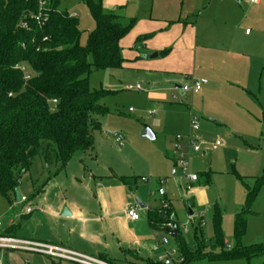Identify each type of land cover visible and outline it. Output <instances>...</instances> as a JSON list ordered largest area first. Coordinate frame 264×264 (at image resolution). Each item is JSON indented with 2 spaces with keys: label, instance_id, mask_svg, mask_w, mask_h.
<instances>
[{
  "label": "rangeland",
  "instance_id": "rangeland-1",
  "mask_svg": "<svg viewBox=\"0 0 264 264\" xmlns=\"http://www.w3.org/2000/svg\"><path fill=\"white\" fill-rule=\"evenodd\" d=\"M139 4H141L139 0H129L127 11L131 15L139 12L140 8L137 6ZM103 5L105 13L122 16V11L120 9L115 11L116 8L110 6L108 0H103ZM58 9L78 17L82 31L80 43L86 46L89 34L95 29V21L87 6L82 0H60ZM198 9L196 15L205 14L204 16L210 19H220L222 14L229 16V29L232 33L235 32V47L229 58L230 67L239 65L242 54L248 55L247 63L251 65V76L244 86L246 91L233 93L227 89L229 86L225 80L223 88H219L211 97L212 104L218 102L215 105L217 108L223 105L220 107L222 110L218 117L226 123L227 128L221 125L223 122L213 123L208 116L195 110L193 112L200 118V130L193 132L192 137L197 138L203 147L200 154L189 158V172L199 176L210 174L207 186L209 202L202 208L193 207L191 199L185 196L186 187L188 186L190 190L191 184L182 171L175 169L177 175L174 177L173 171L162 169L163 165L170 163L161 148L160 139L149 140L143 137L145 127H149L153 132L164 133L170 141L176 135H184L181 129L190 130V119L176 106L169 116L163 115L161 105L148 99L149 94L143 84H141V87H144L143 93L127 90L128 85H136V72L104 70L90 76L91 89H115L113 92L109 91L110 94L100 101L110 114L101 119L104 133L97 144V163L88 155L84 157L82 153L76 154L66 170L53 177L43 192L45 181L55 169H49L41 158H36L30 172L20 180L19 191L27 200L22 204L17 202L10 204L7 199L0 196L2 226L0 230L5 231L13 224L19 225L16 237L19 239L31 237L38 229L36 224L28 223L25 217L27 208H37L35 215L42 206L57 207L61 199L79 204H85L86 200L88 203H94L95 195L104 190L109 191L107 196L120 200L124 196L118 189L117 191L106 189L109 186L122 188V183L115 179L116 176L136 178L137 186L132 188V192L136 193V198L146 204L149 203L151 207L159 209L169 205L189 249L196 248L195 228L199 229V238L202 237L207 244H213L214 220L216 215L220 214L227 249L234 250L236 216L245 206L248 190L254 189L258 179L264 176V8L255 9L250 0H200ZM246 31L252 34L249 38L245 37ZM170 93L169 91L168 95ZM169 97L170 103H176L172 101L171 95ZM183 100L194 108L203 103L196 98L194 106L188 99ZM164 116L173 122L166 124ZM155 122L159 123L158 127L154 126ZM115 134L123 137L122 147L117 143ZM217 142H220L219 146H216ZM90 171L98 178L91 177ZM142 177L148 179V182L144 183ZM128 193L132 196V193ZM187 204L192 206V212L195 213L192 218L189 217ZM94 205L90 208L94 207L93 212L96 214L98 208ZM247 211H249L247 228L241 241L244 248L264 244V184ZM39 234L46 236L43 230H40ZM166 236L164 233L160 234V237ZM167 240L166 248L174 250V240L170 237H167ZM97 249L95 245H88V251ZM0 258L4 264H33L30 256L22 263L14 262L8 255H0ZM47 261L44 258L38 261V264H49ZM263 262L264 257H258L220 264Z\"/></svg>",
  "mask_w": 264,
  "mask_h": 264
},
{
  "label": "trees",
  "instance_id": "trees-1",
  "mask_svg": "<svg viewBox=\"0 0 264 264\" xmlns=\"http://www.w3.org/2000/svg\"><path fill=\"white\" fill-rule=\"evenodd\" d=\"M82 1L95 21L86 46L80 43L78 17L60 11V0L49 2L41 24L34 20L39 0H0V196L10 204L36 158L55 169L47 184L76 154L92 151L94 135L101 130L98 117L108 113L100 104L108 92L91 89L90 76L122 68L120 42L136 20L105 13L103 0ZM209 175H198L197 182L205 177L208 184ZM120 180L129 187L137 182L136 178ZM263 184L264 176L248 190L245 206L236 216L234 250L227 249L220 214L214 220L213 244L199 238L195 228V250L186 245L169 205L149 211V224L156 232L164 231L169 223L179 229L174 242L182 261L175 264H220L264 257V244L241 245L247 209Z\"/></svg>",
  "mask_w": 264,
  "mask_h": 264
},
{
  "label": "crops",
  "instance_id": "crops-1",
  "mask_svg": "<svg viewBox=\"0 0 264 264\" xmlns=\"http://www.w3.org/2000/svg\"><path fill=\"white\" fill-rule=\"evenodd\" d=\"M139 1L141 4L137 6L140 11L131 15L127 11L129 0H108V4L116 8L115 11L118 9L122 11V17L136 20L135 26L120 42L124 59L122 68L111 70L118 72L132 70L136 72V85H144L149 94L148 99L159 106L161 105L163 115L169 116L174 106H176L188 119L194 114L195 110L208 116L213 123L223 122L221 125L227 128L226 123L218 117L222 110L220 107L223 105L217 108L215 105L218 102L212 104L211 97H213L215 91L223 88L225 80V83L229 86L227 89H230L233 93L246 91L247 89L244 86H246L245 84L251 76V65L247 63V54L240 56L241 60L238 66L230 67L229 58L235 47V32L232 33L229 29V16L222 14L220 19H210V17L206 18L205 14L196 15V10H199L200 7V0ZM250 4L257 10L264 8V0H260L257 5L252 4L251 1ZM251 35L246 31V38ZM155 54L157 57L151 58ZM193 78L207 80L208 83L203 86L202 91L197 95L184 93L179 86L182 87ZM144 87H141V91L137 92L143 93ZM105 91L110 94L109 91L113 92L115 89L107 88ZM169 91L171 92L172 101L176 103L169 102ZM196 98H198V101L203 102L201 106H195L194 99ZM183 99L193 102L195 108L192 105H187ZM108 114H110L109 111L98 117L101 130L94 135V149L84 154V157L88 155L94 163H97L98 159V140L104 133L101 119ZM165 116L163 118H166V124H171L172 119ZM154 126L158 127L159 123L155 122ZM181 130L184 137L193 136L194 134L191 128L189 131L186 128ZM154 133L156 136L154 140L160 139L161 148L166 153L170 163L163 165L162 169L169 170V172L173 171L175 177L177 175L175 169H179L175 163L174 154L175 137L178 135L168 141L164 133H159V131ZM201 145L203 147V144ZM200 152L190 151L189 158H194ZM89 174L93 178L96 177L92 175L91 171ZM114 177L120 183H122L120 179L124 178ZM208 178L210 179V177ZM143 179L146 178H141L144 183L148 182V179L146 181ZM46 181L43 192L51 182L50 180L46 184ZM190 184L191 189L188 190V186L186 187L185 196L191 199L193 207H204L209 202L207 192L209 183H205L204 177L199 180V183ZM135 186H137V182L132 187L122 183V188H115L114 186L106 188L113 191L118 189L119 193L124 196L120 200L107 196L109 191L100 190L94 197V203H88V200H86L85 204H79L61 199V203L57 207L47 208V206H42L38 208L39 213L35 215L34 212L37 208L30 207L32 211L26 213L25 217H27L28 223L36 224L38 231L33 232L31 237L23 240L62 247L112 264H175L182 261L178 257L176 246L173 250L166 248V244H161L160 240L162 238L170 236L164 231L156 232L151 228L148 213L155 210V208L151 207L149 203L146 204L136 198V193L132 192V188ZM128 192L132 193V196ZM22 198L23 201L19 204L27 200L23 196ZM11 199L12 203L17 202V197L14 199L12 196ZM138 202L145 206L144 209L141 208ZM93 204L98 208L96 214L93 212L94 207L90 208ZM132 207L141 216V219L137 222H133L127 217V211ZM65 209L69 214L68 216L62 215ZM189 217L192 218L190 214ZM19 227V225L13 224L5 231L0 230V232L16 237ZM40 230L45 231L46 236H41L39 234ZM161 233L167 236L160 237ZM88 245L97 246V251H88ZM0 255H8L17 263L26 262L25 259L30 256L33 264H38V261H42L44 258L46 261L50 260L51 264H75L34 253L0 252Z\"/></svg>",
  "mask_w": 264,
  "mask_h": 264
},
{
  "label": "built area",
  "instance_id": "built-area-1",
  "mask_svg": "<svg viewBox=\"0 0 264 264\" xmlns=\"http://www.w3.org/2000/svg\"><path fill=\"white\" fill-rule=\"evenodd\" d=\"M51 0H39V13L34 17V20L41 24L42 17L44 14L45 8L49 5ZM252 4L257 5L259 4L260 0H250ZM247 33H249L247 31ZM24 70V69H23ZM208 83L207 80H198V79H191L189 82L184 84L181 87V90L184 93H188L191 95H197L202 91L204 85ZM140 85L135 86H128L127 90L129 91H141ZM175 98V97H174ZM190 128L192 132H197L200 129V118H198L195 114L190 116ZM116 141L119 146H123V137L119 134L115 135ZM220 142L216 143V146H219ZM202 150V145L198 142L196 138L192 136H176L175 143H174V154L176 159V164L178 168L184 174L186 180L190 183H196L198 181V175L192 174L189 172V153L190 151L193 152H200ZM146 181V179H143ZM164 208H168L167 205ZM32 210L29 208L26 210L27 213H30ZM127 217L133 221L137 222L141 219L139 212L135 208H129L127 211ZM0 224V228H1ZM167 229L173 230L175 228L173 223H169L166 225ZM161 244H167V238H162L160 240ZM0 252L1 253H34L43 256H47L57 260H63L72 262L75 264H112L106 261H102L96 258L88 257L77 252L57 247L50 244L35 242V241H28L19 239L17 237L11 235H5L4 233L0 232ZM0 264H4L2 259H0Z\"/></svg>",
  "mask_w": 264,
  "mask_h": 264
},
{
  "label": "water",
  "instance_id": "water-1",
  "mask_svg": "<svg viewBox=\"0 0 264 264\" xmlns=\"http://www.w3.org/2000/svg\"><path fill=\"white\" fill-rule=\"evenodd\" d=\"M236 1H238V0H236ZM155 57H157L156 54L154 56H152L151 58H155ZM179 88H181V87L179 86ZM144 137L149 139V140H154L156 138L155 133L149 127H145ZM16 197H17V203L18 204L23 201V198H22V195H21L19 189H16ZM138 204L141 206V208L144 209V207H145L144 205L140 204L139 202H138ZM187 206H188V210H189L190 216L193 217L194 216V212H192V209L190 208L189 205H187ZM62 215L63 216H68L69 215L68 212L66 211V209L64 210ZM173 220H174V218H173ZM164 232L166 234H168L173 239H177L178 236H179V232H178V228L177 227H175L173 230L165 229Z\"/></svg>",
  "mask_w": 264,
  "mask_h": 264
}]
</instances>
